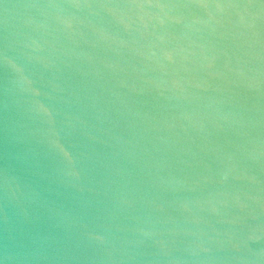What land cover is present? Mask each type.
<instances>
[{"label": "water", "instance_id": "obj_1", "mask_svg": "<svg viewBox=\"0 0 264 264\" xmlns=\"http://www.w3.org/2000/svg\"><path fill=\"white\" fill-rule=\"evenodd\" d=\"M0 264H264V0H0Z\"/></svg>", "mask_w": 264, "mask_h": 264}]
</instances>
